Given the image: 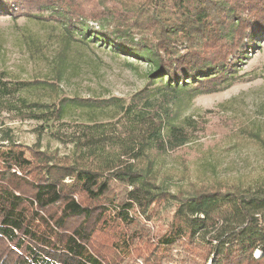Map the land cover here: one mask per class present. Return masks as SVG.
Listing matches in <instances>:
<instances>
[{
    "label": "trees",
    "instance_id": "trees-1",
    "mask_svg": "<svg viewBox=\"0 0 264 264\" xmlns=\"http://www.w3.org/2000/svg\"><path fill=\"white\" fill-rule=\"evenodd\" d=\"M0 14L55 19L68 37L148 65L128 101L61 96L57 81L0 72V115L49 126L71 108L84 115L64 154L1 134L0 264H264V175L171 190L160 166L198 130L178 105L242 79L264 38V0H0ZM107 229L109 258L95 243Z\"/></svg>",
    "mask_w": 264,
    "mask_h": 264
},
{
    "label": "rangeland",
    "instance_id": "rangeland-1",
    "mask_svg": "<svg viewBox=\"0 0 264 264\" xmlns=\"http://www.w3.org/2000/svg\"><path fill=\"white\" fill-rule=\"evenodd\" d=\"M71 34L68 37L70 34L55 19L0 14V72L18 79L57 81L61 96L114 95L128 101L146 85L145 62L117 54L77 31ZM260 41V47L240 66V81L178 105L177 114L191 116L198 122V130L186 146L168 152L160 160L162 170L173 177L168 180L171 190L181 183L188 187L190 183L198 185L214 179L249 184L264 175V148L248 133L256 131L264 138V38ZM59 70L61 75L57 80ZM36 97L46 98L34 92ZM8 116L1 112L0 136L7 132L17 143L39 142L42 147L56 148L59 154L70 149L71 143L66 139L75 133L77 123L84 118L82 111L73 108L62 119L49 122L50 126L46 122ZM172 207L170 202L159 207L163 218L158 221L160 226L167 221V212ZM108 232L96 233L95 243L109 258L113 251L111 243L109 247L106 244L113 237L112 230ZM205 264H210V260Z\"/></svg>",
    "mask_w": 264,
    "mask_h": 264
}]
</instances>
